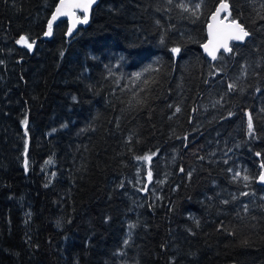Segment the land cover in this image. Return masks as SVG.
I'll return each mask as SVG.
<instances>
[{
	"label": "trees",
	"instance_id": "1",
	"mask_svg": "<svg viewBox=\"0 0 264 264\" xmlns=\"http://www.w3.org/2000/svg\"><path fill=\"white\" fill-rule=\"evenodd\" d=\"M59 2L0 0V264H264V0H100L46 40ZM222 2L251 37L213 63Z\"/></svg>",
	"mask_w": 264,
	"mask_h": 264
},
{
	"label": "water",
	"instance_id": "2",
	"mask_svg": "<svg viewBox=\"0 0 264 264\" xmlns=\"http://www.w3.org/2000/svg\"><path fill=\"white\" fill-rule=\"evenodd\" d=\"M99 2H100V0H95L94 3H90V0H60L57 7H61V4H63L62 14L58 15L57 18L55 19V21H53L52 33H51V35H45V39L46 40L52 39L53 33H54V27L57 26L62 21L68 22V34H67V36L69 39L73 38L78 33V30L80 27H86L90 24L91 18H92V13H93L94 9L97 7V5L99 4ZM223 3H227V2H223ZM89 4H90V6L87 8V11H85L84 5H89ZM227 4L229 6L228 9L221 11L219 16L217 17V19L213 20V18H212L213 15L216 13V11L210 18L209 24L207 26V41L205 43L209 46V50L216 47V45H222V44L226 43L227 46L232 51V45L233 44H245L249 40V38L251 37V34L249 33V36L246 37L244 39V41H237L234 39H228V36H229L230 32L232 31V29L229 26L231 25V22L233 20H230L227 17V14L230 12V8H231L230 4L229 3H227ZM219 6L217 7V9L219 8ZM57 7L55 8V11L52 14V16L56 13ZM80 15H82L83 17L81 18ZM85 15H87V17H88L86 23L76 22L77 19L82 20ZM52 16H51L50 20H52ZM236 22L241 24L239 21H236ZM209 25H211V28L209 27ZM70 29H71V33L69 34ZM245 30L248 31L246 28H245ZM47 31H48V28H47ZM201 49H202V52L204 53V55L206 57H208L213 63L218 60V58L222 52L226 53V54L231 53V52L225 51L224 47L221 46L216 51V57L217 58L215 60H213L212 57L210 55H208V52L205 50L203 45H202ZM262 173H264V171ZM259 182L262 186H264V182H261L260 180H259Z\"/></svg>",
	"mask_w": 264,
	"mask_h": 264
},
{
	"label": "snow or ice",
	"instance_id": "3",
	"mask_svg": "<svg viewBox=\"0 0 264 264\" xmlns=\"http://www.w3.org/2000/svg\"><path fill=\"white\" fill-rule=\"evenodd\" d=\"M95 0H90V3H94ZM169 3H171V0H169ZM90 6L89 5H84V8H85V11H87V8ZM62 7H63V4H61V7H57L56 9V13L52 16V20L49 21L48 23V31L45 33V35H51L52 33V25H53V21H55V19L57 18L58 15L62 14ZM197 7H199V5H197ZM228 4L227 3H220V6L219 8L216 10V13L213 15V20L217 19V17L219 16L220 12L221 11H224V10H227L228 9ZM187 10V9H185ZM87 15L84 16V18L82 20H79L77 19L76 22H79V23H86L87 22ZM209 27L211 28V25H209ZM232 31L230 32L229 36H228V39H234V40H237V41H244V39L246 37L249 36V32L245 30V28L237 23L235 20H233L231 22V25L229 26ZM71 33V29L69 30V34ZM163 42V41H162ZM17 44L23 46V47H26L29 51L32 50L33 48V43H30L28 41V38L26 36H20L19 39L16 41ZM223 46L225 51L227 52H231V49L227 46L226 43L222 44V45H216V47H214L213 49L209 50V46L207 44L203 45V47L205 48V50L208 52V55H210L212 57L213 60H215L217 57H216V51L218 50L219 47ZM171 52L174 54V55H177L180 53V48L179 47H173L171 49ZM135 79L139 80L140 79V75L138 74ZM228 89L231 91V90H234L235 89V85L234 84H229L228 85ZM176 111L179 112L180 109L179 108H176ZM25 124H27V121L25 120L24 121ZM248 131H249V134H252V131H253V123H252V118L251 116H249V119H248ZM144 159H150V157H144ZM47 163H51V161H48ZM262 168H264V164L261 165ZM25 168L27 169V161L25 160ZM236 175H239V173H237ZM151 178V173L149 172V179ZM245 180L248 179L247 176L244 177ZM259 180L261 182H264V173H262L260 176H259ZM245 211H247V208H245ZM127 243V242H125Z\"/></svg>",
	"mask_w": 264,
	"mask_h": 264
}]
</instances>
